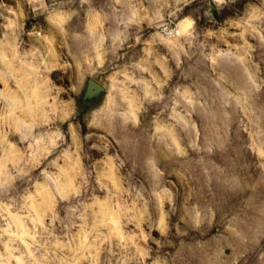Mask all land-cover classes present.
Instances as JSON below:
<instances>
[{"label":"clouds","instance_id":"clouds-1","mask_svg":"<svg viewBox=\"0 0 264 264\" xmlns=\"http://www.w3.org/2000/svg\"><path fill=\"white\" fill-rule=\"evenodd\" d=\"M0 264H264V0H0Z\"/></svg>","mask_w":264,"mask_h":264},{"label":"rangeland","instance_id":"rangeland-1","mask_svg":"<svg viewBox=\"0 0 264 264\" xmlns=\"http://www.w3.org/2000/svg\"><path fill=\"white\" fill-rule=\"evenodd\" d=\"M84 87H85V89H87V87H88V84L86 83V84L84 85Z\"/></svg>","mask_w":264,"mask_h":264},{"label":"water","instance_id":"water-1","mask_svg":"<svg viewBox=\"0 0 264 264\" xmlns=\"http://www.w3.org/2000/svg\"><path fill=\"white\" fill-rule=\"evenodd\" d=\"M87 89H89V85H88ZM91 90H92V91H95V89H91Z\"/></svg>","mask_w":264,"mask_h":264}]
</instances>
